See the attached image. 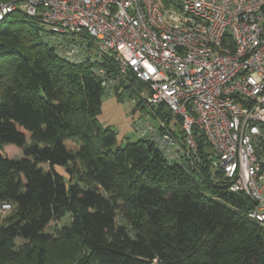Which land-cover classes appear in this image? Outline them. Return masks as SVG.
Here are the masks:
<instances>
[{
	"label": "trees",
	"instance_id": "trees-1",
	"mask_svg": "<svg viewBox=\"0 0 264 264\" xmlns=\"http://www.w3.org/2000/svg\"><path fill=\"white\" fill-rule=\"evenodd\" d=\"M97 70L117 80L111 62L65 60L21 10L0 21V206L11 212L0 264H264V227L247 217L253 202L228 190L202 137L196 153L176 159L154 140L117 146L98 121L106 90ZM166 110L155 116L167 123ZM161 129L183 140L181 128ZM5 145L22 157L3 155ZM66 215L70 225L53 236ZM18 241L26 252L14 258Z\"/></svg>",
	"mask_w": 264,
	"mask_h": 264
},
{
	"label": "built area",
	"instance_id": "built-area-1",
	"mask_svg": "<svg viewBox=\"0 0 264 264\" xmlns=\"http://www.w3.org/2000/svg\"><path fill=\"white\" fill-rule=\"evenodd\" d=\"M16 9L65 60L111 62L141 83L143 101L180 122L181 143L165 130L157 148L176 159L196 153L201 136L228 190L248 196L247 217L264 227V0H14L0 4V21ZM95 74L106 91L116 87Z\"/></svg>",
	"mask_w": 264,
	"mask_h": 264
},
{
	"label": "rangeland",
	"instance_id": "rangeland-1",
	"mask_svg": "<svg viewBox=\"0 0 264 264\" xmlns=\"http://www.w3.org/2000/svg\"><path fill=\"white\" fill-rule=\"evenodd\" d=\"M18 20L21 21V18H18ZM91 52L96 58L95 51L93 50ZM116 85L114 91H106L104 93L101 101V114L98 117V121L103 127H109L115 133L117 146L123 147L127 143H136L141 140H154L156 134L166 130H160L162 122L165 126L161 127L173 128L178 133L180 128L179 125L178 127L175 126V118L172 117L166 123L164 120H167L168 117L165 116L166 118H162L155 116L158 106L150 107L143 101L141 92L144 90V87L140 83L136 81L124 82L123 77H118ZM1 151L3 155L14 160L22 157L21 150L11 145H5L1 148ZM56 171L66 179L68 178V174L63 168L56 167ZM74 182H78L83 187L82 184L84 183L80 182V177L77 174H74ZM10 214L11 212H0V225ZM70 222V216L66 215L58 223L54 224L49 232L55 236L61 228L69 226ZM25 246L18 241L8 252L14 258L22 257L23 253L26 252V250H22Z\"/></svg>",
	"mask_w": 264,
	"mask_h": 264
}]
</instances>
